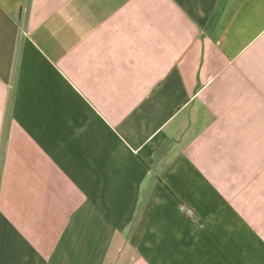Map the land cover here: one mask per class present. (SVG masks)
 <instances>
[{
    "label": "crops",
    "instance_id": "obj_1",
    "mask_svg": "<svg viewBox=\"0 0 264 264\" xmlns=\"http://www.w3.org/2000/svg\"><path fill=\"white\" fill-rule=\"evenodd\" d=\"M0 264H264V0H0Z\"/></svg>",
    "mask_w": 264,
    "mask_h": 264
},
{
    "label": "built area",
    "instance_id": "obj_2",
    "mask_svg": "<svg viewBox=\"0 0 264 264\" xmlns=\"http://www.w3.org/2000/svg\"><path fill=\"white\" fill-rule=\"evenodd\" d=\"M187 212H188L189 214H192V215H194V213H193V211H192V209H191V208H187Z\"/></svg>",
    "mask_w": 264,
    "mask_h": 264
}]
</instances>
